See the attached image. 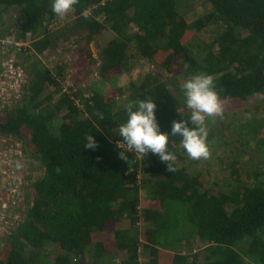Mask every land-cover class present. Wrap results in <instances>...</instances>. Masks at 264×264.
Segmentation results:
<instances>
[{
	"label": "trees",
	"instance_id": "obj_1",
	"mask_svg": "<svg viewBox=\"0 0 264 264\" xmlns=\"http://www.w3.org/2000/svg\"><path fill=\"white\" fill-rule=\"evenodd\" d=\"M51 4L0 0V15L15 10L19 18V28L0 29V39L29 40L10 43L26 80L19 103L0 111V135L20 141L39 169L23 178L26 203L2 237L0 264H108L114 249L125 253L115 264H264V169L243 179L231 165L226 190L205 188L203 174L181 164V137L169 135L176 156L169 172L157 155L118 146L115 131L126 122L125 106L149 97L161 131L188 120L185 81L174 76L211 75L221 101L264 94V0H205L209 11L193 19L179 0H79L57 30L48 26L56 18ZM76 32L85 45L112 35L99 51L101 86L87 92L64 87V65L53 71L41 59ZM144 61L173 78L140 75L135 68ZM245 126L248 141L264 124ZM89 134L95 150L84 147ZM124 219L127 227H114Z\"/></svg>",
	"mask_w": 264,
	"mask_h": 264
},
{
	"label": "rangeland",
	"instance_id": "obj_2",
	"mask_svg": "<svg viewBox=\"0 0 264 264\" xmlns=\"http://www.w3.org/2000/svg\"><path fill=\"white\" fill-rule=\"evenodd\" d=\"M179 8L181 13L191 19L205 16L209 11L205 0H179ZM69 20L68 15L65 18L56 15V18L48 26L52 30H57L66 25ZM2 21L5 23L0 24V29H6L9 25H13L15 29L19 28V18H17L15 10L3 12L0 15V22ZM111 36L110 32L103 33L95 41L85 45L83 34L76 32L66 40L62 39L56 45L45 50L41 55L42 62L53 71L58 65H64L65 82L63 84L66 88L77 87V89L85 92L92 89V87H99L100 80L97 74L99 51ZM20 42L26 44L29 40H21ZM4 44L3 48L0 45V60L11 56L10 42ZM83 53H86L87 57L88 55L94 57L93 65L92 62L90 66L87 65V62H83L82 59L87 58ZM179 62V58H176L173 62V66L177 71ZM75 66L78 67L80 73H75ZM135 69L138 70L137 72L140 71V75L152 70L159 73L163 78L168 77L169 80L173 78V76L167 75L168 73L163 69H158L147 61H144ZM174 77L179 78L181 83L187 80V78H181V75ZM128 81L129 77L126 75L120 78V83L123 85H127ZM221 102L224 108L223 116H218L215 119L208 118L206 121L208 136L211 137L207 139L211 152L210 158L193 160L184 149H179V155L183 158L181 164L189 167L194 172H201L204 176V187H215L218 191L226 190L228 185L231 184V165L238 169L243 179H248V176L251 178L254 175V169L258 173H261L264 169V127L258 131V135L255 134L248 141L243 140L241 137V134L246 131L245 123L255 124L260 121L264 124V94L250 97L247 100L226 99ZM257 107H259L258 111H256ZM23 149H25L24 145L17 139L12 136L0 135V198H8L6 191L10 188L9 184L13 185L18 180L19 188L23 185L25 189L23 178L27 173L33 175L39 172L37 162L32 161V163H29V157L26 155L27 150ZM23 188L21 187V194L18 195V201L13 208V215H18L19 218H21L20 209H23V205L26 203L24 199L26 194L23 192ZM128 225V220L124 219L115 223L114 227L124 228ZM1 231L2 229H0V233ZM3 236V234H0V248L3 244ZM124 257V252L114 249L106 259L108 264H115Z\"/></svg>",
	"mask_w": 264,
	"mask_h": 264
},
{
	"label": "clouds",
	"instance_id": "obj_3",
	"mask_svg": "<svg viewBox=\"0 0 264 264\" xmlns=\"http://www.w3.org/2000/svg\"><path fill=\"white\" fill-rule=\"evenodd\" d=\"M78 2L79 0H52L51 8L58 17L65 18ZM81 15L87 18L89 13L85 10ZM182 90L186 107L190 110L188 120H174L169 134L160 130L155 115L157 105L153 98L129 102L125 106L126 122L115 129L121 138L118 146L123 142L127 149L142 157L149 152L157 155L161 162H166L169 172L175 171L173 164L176 160L175 154L168 151L169 135L181 137V145L191 159H209L211 152L207 144L206 121L208 118L222 117L224 113L213 77L204 72L194 74L185 80ZM99 118L104 119L102 114H99ZM98 146L94 137L87 135L84 147L95 150ZM119 155L122 159H127L124 152L120 151Z\"/></svg>",
	"mask_w": 264,
	"mask_h": 264
},
{
	"label": "built area",
	"instance_id": "obj_4",
	"mask_svg": "<svg viewBox=\"0 0 264 264\" xmlns=\"http://www.w3.org/2000/svg\"><path fill=\"white\" fill-rule=\"evenodd\" d=\"M6 42L13 43L16 47L24 44L20 41H15L14 37L8 40L0 39L2 48ZM25 80V73L12 53L11 56L0 60V111L19 103L22 98V88ZM9 185L10 188L6 191L8 198H0V229H2L0 234L3 235L20 220L18 215H13V208L18 201V195L21 194V186L19 188L18 180L13 185Z\"/></svg>",
	"mask_w": 264,
	"mask_h": 264
}]
</instances>
